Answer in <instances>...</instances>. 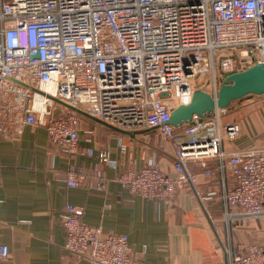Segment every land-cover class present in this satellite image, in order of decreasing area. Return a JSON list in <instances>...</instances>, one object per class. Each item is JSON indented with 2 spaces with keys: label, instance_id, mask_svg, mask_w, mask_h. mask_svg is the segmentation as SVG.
<instances>
[{
  "label": "built area",
  "instance_id": "2783aa9c",
  "mask_svg": "<svg viewBox=\"0 0 264 264\" xmlns=\"http://www.w3.org/2000/svg\"><path fill=\"white\" fill-rule=\"evenodd\" d=\"M220 48H240V53L216 57ZM258 62H264V0H0L3 114L16 112L21 122L44 125L52 144L67 154L78 150L80 115L38 110L37 92L50 103L49 96L57 97L119 128H157L185 172L191 160H217L216 168L204 173L216 172L221 188L201 199L206 203L218 195L227 220L264 216V147L225 149L242 128L237 121H222L224 109L195 116L181 129L167 121L175 106L190 102L192 79L200 73L211 72L216 83L217 69L225 78ZM49 83L53 93L43 90ZM88 153L118 167L109 149ZM96 176L103 186L104 172L97 170ZM84 178L73 167L67 184L80 185ZM187 178H173L153 161L117 176L131 192L167 203ZM83 216L84 208L72 203L61 212L66 252L92 264L134 263L127 234L106 233ZM227 252L229 264H264V247L256 242L230 245ZM9 256V246L0 243V264Z\"/></svg>",
  "mask_w": 264,
  "mask_h": 264
},
{
  "label": "crops",
  "instance_id": "0c3cea01",
  "mask_svg": "<svg viewBox=\"0 0 264 264\" xmlns=\"http://www.w3.org/2000/svg\"><path fill=\"white\" fill-rule=\"evenodd\" d=\"M44 102L52 115L69 111L57 101ZM222 113V121H237L242 128L238 139L225 142V149L264 147V94L246 96ZM21 118L19 113L6 115L0 110V243L10 248L3 264H92L63 247L61 212L68 203L83 207L85 221L104 232L127 234L133 264H225L230 245L243 248L244 242L253 241L264 247V217L235 218L225 232L219 196L202 201L201 196L221 188L216 172L211 177L204 173L216 168L215 158L191 160L185 172L159 129L131 136L82 114L78 150L67 154L52 144L44 125ZM89 149L96 154L109 149L118 167L101 162ZM150 161L173 178L190 175L178 186L173 202L135 194L118 182L119 171L140 169ZM73 167L85 175L77 186L67 184ZM97 170L104 172L103 186ZM230 179L228 175L227 182ZM248 223L259 227L238 226Z\"/></svg>",
  "mask_w": 264,
  "mask_h": 264
},
{
  "label": "water",
  "instance_id": "95a60500",
  "mask_svg": "<svg viewBox=\"0 0 264 264\" xmlns=\"http://www.w3.org/2000/svg\"><path fill=\"white\" fill-rule=\"evenodd\" d=\"M16 81L34 91H40L37 87L31 86L24 81ZM253 94H264V62H258L246 69L228 74L221 82L217 92L215 93H211L202 88L194 89L190 102L175 106L171 111V116L167 123L175 127H181L192 122L195 116L204 117L216 109H226L233 101ZM49 97L54 101L63 104L68 109L97 120L123 134L134 136L136 133L141 131L119 128L97 118L81 107L70 104L54 96ZM225 264H229L227 257Z\"/></svg>",
  "mask_w": 264,
  "mask_h": 264
},
{
  "label": "rangeland",
  "instance_id": "374dc122",
  "mask_svg": "<svg viewBox=\"0 0 264 264\" xmlns=\"http://www.w3.org/2000/svg\"><path fill=\"white\" fill-rule=\"evenodd\" d=\"M240 48H237V49H228V48H220V49H217L215 51V55L216 57L218 56H221V55H224V54H229V53H233L235 52L236 54H239L240 53ZM216 83H214V79L211 77V72H204V73H200L198 76L194 77L192 79V84H193V87L194 89H198V88H204L206 89L207 91L213 93L215 89L218 90L222 80H223V77H224V74L221 72V70L217 69L216 70ZM245 99V98H244ZM242 100V99H241ZM241 100H235L231 103V105H235L237 103H240ZM173 105H175L177 102L175 101H172ZM83 108V107H81ZM84 109V108H83ZM156 137L158 136L159 138H161V135L159 132L156 133L155 135ZM214 171V170H212ZM218 197V195H215ZM264 216H261V217H256V218H252V220H259L260 218H262ZM221 218H223V230L225 231V229H227V224H233L234 219L232 220H227L226 217L224 216H221ZM249 224V223H248ZM239 224L238 226L239 227H242V228H246V227H249L250 229H258V225L255 223V224ZM225 225V226H224ZM231 228H232V225H230ZM223 231V232H224ZM226 232V231H225ZM225 242H227V240H225ZM249 242H253V241H248V242H244V244H247Z\"/></svg>",
  "mask_w": 264,
  "mask_h": 264
},
{
  "label": "bare ground",
  "instance_id": "6f19581e",
  "mask_svg": "<svg viewBox=\"0 0 264 264\" xmlns=\"http://www.w3.org/2000/svg\"><path fill=\"white\" fill-rule=\"evenodd\" d=\"M43 90L44 91H46V92H49V93H53L54 92V90H55V86L53 85V84H47V85H45L44 87H43ZM36 99H35V107L38 109V110H40V111H42V110H44L45 109V102H44V100L46 101V99H45V96H43L42 94H40V93H36V97H35Z\"/></svg>",
  "mask_w": 264,
  "mask_h": 264
},
{
  "label": "trees",
  "instance_id": "16d2710c",
  "mask_svg": "<svg viewBox=\"0 0 264 264\" xmlns=\"http://www.w3.org/2000/svg\"><path fill=\"white\" fill-rule=\"evenodd\" d=\"M80 115V114H79ZM181 127H183V126H181ZM181 127L180 128H178V129H181ZM231 181H232V177H231V179L229 180V183H231Z\"/></svg>",
  "mask_w": 264,
  "mask_h": 264
}]
</instances>
